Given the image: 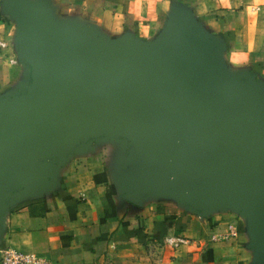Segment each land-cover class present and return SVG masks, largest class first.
Here are the masks:
<instances>
[{
	"label": "water",
	"instance_id": "water-1",
	"mask_svg": "<svg viewBox=\"0 0 264 264\" xmlns=\"http://www.w3.org/2000/svg\"><path fill=\"white\" fill-rule=\"evenodd\" d=\"M10 13L30 72L0 103V226L12 201L49 184L53 163L112 137L136 201L239 211L264 258V86L229 79L217 40L178 7L152 45L61 31L27 0Z\"/></svg>",
	"mask_w": 264,
	"mask_h": 264
},
{
	"label": "crops",
	"instance_id": "crops-1",
	"mask_svg": "<svg viewBox=\"0 0 264 264\" xmlns=\"http://www.w3.org/2000/svg\"><path fill=\"white\" fill-rule=\"evenodd\" d=\"M57 29L115 44H155L184 9L218 41L229 79L264 86V0H27ZM0 0V103L19 95L30 69L21 26ZM125 144L102 137L53 163L49 184L12 201L1 217L0 249L35 253L53 264H264L248 217L198 212L170 194L136 201L123 178ZM1 264V262H0Z\"/></svg>",
	"mask_w": 264,
	"mask_h": 264
},
{
	"label": "built area",
	"instance_id": "built-area-1",
	"mask_svg": "<svg viewBox=\"0 0 264 264\" xmlns=\"http://www.w3.org/2000/svg\"><path fill=\"white\" fill-rule=\"evenodd\" d=\"M0 262L1 264H53L45 257L13 248L0 249Z\"/></svg>",
	"mask_w": 264,
	"mask_h": 264
},
{
	"label": "trees",
	"instance_id": "trees-1",
	"mask_svg": "<svg viewBox=\"0 0 264 264\" xmlns=\"http://www.w3.org/2000/svg\"><path fill=\"white\" fill-rule=\"evenodd\" d=\"M174 8H176V7H174Z\"/></svg>",
	"mask_w": 264,
	"mask_h": 264
}]
</instances>
